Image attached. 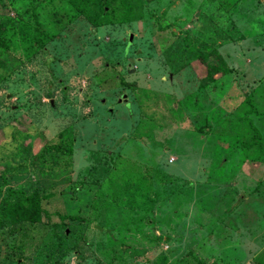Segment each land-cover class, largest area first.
Instances as JSON below:
<instances>
[{"label": "rangeland", "instance_id": "1", "mask_svg": "<svg viewBox=\"0 0 264 264\" xmlns=\"http://www.w3.org/2000/svg\"><path fill=\"white\" fill-rule=\"evenodd\" d=\"M0 264H264V0H0Z\"/></svg>", "mask_w": 264, "mask_h": 264}, {"label": "trees", "instance_id": "2", "mask_svg": "<svg viewBox=\"0 0 264 264\" xmlns=\"http://www.w3.org/2000/svg\"><path fill=\"white\" fill-rule=\"evenodd\" d=\"M103 17V15H101ZM103 19H100V21H96L95 25L103 24ZM26 202V203H25ZM38 197L36 194H32L30 196H25L22 202L14 203L12 201H4L2 205V212H9L12 213L14 216L13 222H32L36 220L39 216L38 211Z\"/></svg>", "mask_w": 264, "mask_h": 264}]
</instances>
